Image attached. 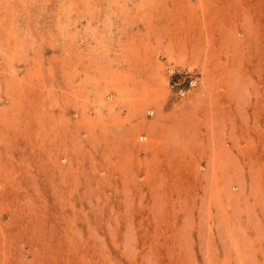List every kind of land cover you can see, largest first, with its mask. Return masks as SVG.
<instances>
[{"label":"rangeland","instance_id":"rangeland-1","mask_svg":"<svg viewBox=\"0 0 264 264\" xmlns=\"http://www.w3.org/2000/svg\"><path fill=\"white\" fill-rule=\"evenodd\" d=\"M0 264H264V0H0Z\"/></svg>","mask_w":264,"mask_h":264}]
</instances>
